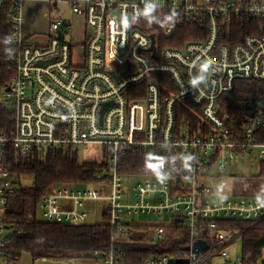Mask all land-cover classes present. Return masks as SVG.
<instances>
[{
	"label": "built area",
	"instance_id": "built-area-1",
	"mask_svg": "<svg viewBox=\"0 0 264 264\" xmlns=\"http://www.w3.org/2000/svg\"><path fill=\"white\" fill-rule=\"evenodd\" d=\"M24 1L0 0V7L10 3L16 46L12 75L0 90L6 114L0 128V264L11 262L5 211L21 187L9 157L60 153L97 162L100 154L101 167L92 183L48 190L38 204L41 220L104 223L112 234L103 252L39 257L36 264H213L217 256L220 264H264V256L233 255L227 247L243 228L224 224L261 220L264 199L214 196L204 181L213 169L231 175L236 156L264 163V94L248 102L241 126L233 120L235 82H264V0H49L43 42L22 30ZM61 4L83 18L81 41L72 39L73 22ZM147 7L160 10L162 36L184 21H199L206 38L182 47L160 43L140 27ZM243 21L250 22L249 33L235 41L233 31ZM132 150L162 156L152 174L124 171ZM86 151L93 157L85 159ZM97 211L105 222L90 221ZM137 215L161 222H137ZM151 227L153 239L146 235ZM180 229L188 234L185 251L130 262L132 244L184 237ZM198 240L208 248L193 249Z\"/></svg>",
	"mask_w": 264,
	"mask_h": 264
},
{
	"label": "trees",
	"instance_id": "trees-1",
	"mask_svg": "<svg viewBox=\"0 0 264 264\" xmlns=\"http://www.w3.org/2000/svg\"><path fill=\"white\" fill-rule=\"evenodd\" d=\"M10 3L0 7V90L7 84L12 75L11 56L16 48L10 36L14 26L10 22ZM160 10L152 7L144 9L140 27L142 30L155 33L167 46L182 47L188 42L202 41L206 38L205 26L199 21H184L178 24L169 37L162 36V24L158 23ZM249 22V21H248ZM243 21L238 23L233 33L235 41L249 33ZM250 23V22H249ZM264 94V82L253 80H237L235 82V126L243 123V114L248 102ZM6 124V114L0 108V128ZM162 158L154 153L132 150L124 162V171L135 174H152L155 164ZM11 169L20 179L21 187L9 197L5 218L10 229L6 243V254L10 261L18 260L23 252L39 257L71 256L81 252L94 250L105 251L111 238V229L104 223L86 225H68L50 223L37 218L38 204L48 190L56 185H85L95 180V174L101 165L97 161H81L75 153L49 155L40 158L30 155L25 159L9 157ZM257 176L264 178V163L259 165ZM229 226H241V253L252 254L253 259L264 256V217L256 223L228 221ZM178 229H172L176 232ZM179 231L184 237L173 238L159 244L138 242L129 250L130 262L162 254H175L185 251L189 243L185 229ZM143 239V237H139ZM204 264H208L205 262Z\"/></svg>",
	"mask_w": 264,
	"mask_h": 264
},
{
	"label": "rangeland",
	"instance_id": "rangeland-1",
	"mask_svg": "<svg viewBox=\"0 0 264 264\" xmlns=\"http://www.w3.org/2000/svg\"><path fill=\"white\" fill-rule=\"evenodd\" d=\"M31 7L37 11V14L31 15L29 24L34 28L33 30H41L47 25L46 14H50L51 10L47 0H40L38 2H32ZM45 14V15H44ZM39 38H34L33 41H37ZM94 149V148H93ZM92 149V151H93ZM85 159L93 157L91 152L86 151L84 155ZM97 160L102 161L99 154ZM259 172V162L251 156H236L233 166L231 167V175H220L216 169H213L212 173L204 177V181L212 190L214 196H264V178L257 176ZM39 220L42 219L40 213L37 214ZM135 221L142 223H160L161 220L152 215H137L134 216ZM167 220L168 217H164ZM90 221L105 222V219L100 214V211L95 213V217H92ZM136 234V232H135ZM143 234L145 232L143 231ZM150 239L154 238L153 227L150 228L146 234ZM227 249L233 254L241 253V240L236 239ZM80 254V253H79ZM76 256V255H71ZM22 264H31L30 257L23 254L21 256ZM216 263L220 264L218 256L216 257ZM25 260V261H24ZM12 264L15 261H11ZM218 262V263H217ZM46 264H52L47 262Z\"/></svg>",
	"mask_w": 264,
	"mask_h": 264
},
{
	"label": "crops",
	"instance_id": "crops-1",
	"mask_svg": "<svg viewBox=\"0 0 264 264\" xmlns=\"http://www.w3.org/2000/svg\"><path fill=\"white\" fill-rule=\"evenodd\" d=\"M34 1L38 2L40 0H25L22 4V30H23L24 34H26L29 37V39L33 40L34 38L37 37V38H39V39H37V42H43L46 39L45 32H46L47 27L49 25L50 14H48V15L46 14L47 25L43 29H41L39 31L33 30L34 27L29 24V22H30L29 20H30L31 15L37 14V11L35 9L33 10V7H31L32 2H34ZM47 1L49 3V0H47ZM49 7H50V3H49ZM60 8L63 10L64 17L72 19V22H73L72 39L74 41H81L83 38V35H84V20H83V18L80 16H76V15L72 16L70 14L68 7L65 4H61ZM261 198L264 199V196ZM23 254L30 257L31 262H32L31 264H36V259H34L31 256V254H29L27 252H23L22 255ZM21 258L22 257H20L18 260H15V262L13 264H22ZM10 264H12V262H10Z\"/></svg>",
	"mask_w": 264,
	"mask_h": 264
},
{
	"label": "water",
	"instance_id": "water-1",
	"mask_svg": "<svg viewBox=\"0 0 264 264\" xmlns=\"http://www.w3.org/2000/svg\"><path fill=\"white\" fill-rule=\"evenodd\" d=\"M60 36L62 37L63 34L60 33ZM152 36V47H151V50L153 51V56L155 57L156 55V48H155V44H154V41H155V36L154 34L151 35ZM207 70H208V65L206 64L205 65V75L207 74ZM111 103H106L104 104V107L102 109V112H101V116L103 115L104 111L106 110V108L110 105ZM208 248V244L205 243L204 241H201V240H198L194 243L193 245V249H199V250H202V249H207ZM189 249V248H188ZM170 263L171 264H174V263H188V260L187 259H176V260H170Z\"/></svg>",
	"mask_w": 264,
	"mask_h": 264
}]
</instances>
